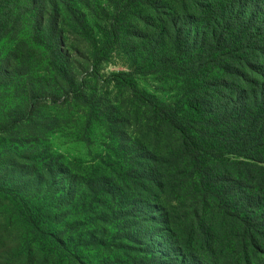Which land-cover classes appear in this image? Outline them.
Listing matches in <instances>:
<instances>
[{
  "label": "rangeland",
  "instance_id": "rangeland-1",
  "mask_svg": "<svg viewBox=\"0 0 264 264\" xmlns=\"http://www.w3.org/2000/svg\"><path fill=\"white\" fill-rule=\"evenodd\" d=\"M134 1L127 6L125 0H88L83 7L68 1L72 8H63L61 41L55 45L48 4L37 23L38 4L0 0V264H122L129 259L113 248L120 203L103 193L116 187L100 183L109 178L119 187L116 194H125L123 183L136 172L134 156L143 153L136 141L143 134L154 136L153 117L128 90L105 81L111 73L130 74L143 95L173 106L186 130L207 146L205 156L223 168L264 160V143H240L249 120L237 109L216 122L214 116L200 118L180 108L197 79L162 61L161 47L148 49L145 41L130 37L132 22L146 14L143 0ZM112 26L119 39L93 68ZM157 28L160 24L149 35ZM216 61L204 63L201 74H219ZM93 69L99 79L91 76ZM80 86L84 98H73L71 91ZM33 98L37 102L30 107ZM261 115L252 111L251 130L261 129ZM21 209L34 216L40 230L22 220Z\"/></svg>",
  "mask_w": 264,
  "mask_h": 264
},
{
  "label": "trees",
  "instance_id": "trees-1",
  "mask_svg": "<svg viewBox=\"0 0 264 264\" xmlns=\"http://www.w3.org/2000/svg\"><path fill=\"white\" fill-rule=\"evenodd\" d=\"M68 1L28 0L38 4L33 12L37 23L48 4L55 45L61 41L63 8H72ZM87 1L74 0L82 7ZM141 5L146 14L132 22L130 37L145 41L148 49L161 47L162 61L197 79L193 95L180 108L200 118L214 116L216 122L235 109L250 122L252 111H259L263 126L254 131L247 122L240 143H264V0H143ZM154 24L160 28L149 35ZM119 35L109 28L93 68L107 59ZM212 58L220 73L201 74ZM90 74L99 79L95 69ZM105 81L128 90L153 117L154 136L143 134L136 141L143 153L134 156L136 172L123 183L125 194H116L118 185L101 178L102 188L116 187L103 193L120 203L113 248L129 257L122 264H264V160L223 168L205 156L207 146L186 130L174 107L143 95L130 74L111 73ZM81 86L71 91L73 98H84ZM36 102L33 98L30 107ZM20 216L40 230L27 209Z\"/></svg>",
  "mask_w": 264,
  "mask_h": 264
}]
</instances>
